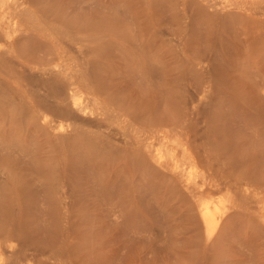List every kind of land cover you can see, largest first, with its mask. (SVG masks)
Segmentation results:
<instances>
[{
    "label": "rangeland",
    "instance_id": "obj_1",
    "mask_svg": "<svg viewBox=\"0 0 264 264\" xmlns=\"http://www.w3.org/2000/svg\"><path fill=\"white\" fill-rule=\"evenodd\" d=\"M27 2L0 36V264H264V0Z\"/></svg>",
    "mask_w": 264,
    "mask_h": 264
},
{
    "label": "bare ground",
    "instance_id": "obj_2",
    "mask_svg": "<svg viewBox=\"0 0 264 264\" xmlns=\"http://www.w3.org/2000/svg\"><path fill=\"white\" fill-rule=\"evenodd\" d=\"M4 1L5 0H3L2 2H4ZM20 1H22V0H20ZM27 1L28 0H24L23 2H20V4H18L19 2H17V3L13 2V4H10L8 6H4V4L1 3V1H0V33H1L0 36H2V34H4L3 37L5 36L8 40V42L9 41H11V43L14 42L15 34H17L18 31L20 30L22 19H26L27 21L29 20L28 23L31 22L30 19L32 18L31 17V15H32L31 11L32 10L29 11L30 9L27 6V3H29V2H27ZM7 3H9V2H7ZM30 3H31V1H30ZM27 11L31 12V14H29L30 16L26 15L28 17V19H27V17L23 18ZM34 18H35V16L32 19H34ZM4 38H3V41H4ZM5 43H7V42H5ZM1 44H2V42H1ZM7 45H8V43H7ZM2 46L5 47V45H3V44H2ZM2 46H0V49L3 48ZM53 65H54V67L51 69V71H56V73L64 72V70L66 69L65 65L61 61V57H59V56L53 61ZM45 70H48V69L46 68ZM71 84H72V82H71ZM76 103H78V102L76 101ZM201 216L203 218L204 226H205V229H206L208 235L212 236L213 234H215V232L218 228V218L216 216V211L210 207L209 203H206V204H204V206L202 208V215Z\"/></svg>",
    "mask_w": 264,
    "mask_h": 264
}]
</instances>
